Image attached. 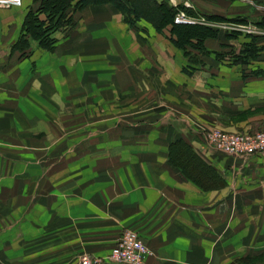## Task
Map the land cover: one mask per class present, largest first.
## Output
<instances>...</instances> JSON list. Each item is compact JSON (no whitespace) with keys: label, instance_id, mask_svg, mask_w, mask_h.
Instances as JSON below:
<instances>
[{"label":"crops","instance_id":"obj_1","mask_svg":"<svg viewBox=\"0 0 264 264\" xmlns=\"http://www.w3.org/2000/svg\"><path fill=\"white\" fill-rule=\"evenodd\" d=\"M104 7L85 8L86 22L91 21L93 29L81 35L76 50H54L58 58L50 60L48 71L53 78L59 70L66 78L65 87L84 84V81L81 82L82 78L73 81L69 74L74 72L80 77L86 71L97 78V84L104 82L110 88H118V94L125 92L133 95V98L140 94H167L166 99L162 97L161 100H155V103H167L166 108L169 109L174 107L180 97L187 96L189 101V96H193L194 115L200 121L210 118L214 120V111H219V119L225 121L234 117L233 112L227 111L241 110L254 100L257 103L264 101V79L258 83L243 85V81L240 83L237 80L241 78V74L236 73L238 68L236 70L229 63L210 64L211 71L207 72L208 62L205 58V66L200 72L194 71L192 77H186L185 74L179 76L184 59L179 58L175 50L171 52L167 45L163 50L154 49V43L143 42L135 33H124L126 28L121 24L120 17ZM25 14L23 7L0 9V36L5 46L10 44L11 38V44L15 43ZM15 20L17 27L10 35L11 25ZM87 49L93 56V60L88 62L79 56ZM41 55L35 57L34 63L23 62L24 66L27 64L29 74L31 72L32 79L36 82L29 84V89L39 86L41 78L46 79L47 71L38 65ZM209 57L212 62H216L213 54ZM56 62L57 66L52 69V64ZM7 65L6 63L5 66ZM36 65L40 72L35 70ZM194 68L200 69L197 66ZM120 71L124 74H120ZM129 71H133V75L127 76L126 72ZM20 75L28 74L23 72ZM183 78L189 80L190 86L181 85L187 84ZM89 84L93 82H88L85 90H90ZM236 85L240 89L233 91ZM45 87L50 91V102L53 98L58 100L59 93H64V89H59L55 81L51 86L45 82ZM172 89L177 97H172ZM38 93L43 94V90ZM140 99L144 104L143 98ZM40 102L47 101L42 99ZM49 106L56 108L57 103L51 102ZM149 107L150 110L154 108L151 105ZM221 115L224 116L220 117ZM179 122L182 133L174 138L165 136L160 140L161 147H133L134 141L130 140L129 146L123 147V142L117 141L108 149L95 152L97 155L90 158L92 165L89 166L85 165L86 159L82 158L84 150L74 149L72 153H67L63 166L47 169L51 173L48 197L51 202L57 201L56 205L51 203V213L56 212V217H66L74 224V230L77 231L74 243L83 252H93L97 245L103 247L109 243L115 244L120 233L132 230L139 234L150 251L144 264H233L238 259L257 257L264 253V250L261 251L256 246L264 244V222L260 223L261 219L264 221L262 166L259 165L260 170L253 172L252 177H249L251 168L248 167H243L240 172L227 167L223 168L225 172H220L221 166L214 152L201 149L199 138L189 136L191 133L187 126L193 122L188 117L181 118ZM45 126L47 125H38L35 134H44L45 138L49 135V147L53 148L61 136L57 137L51 128L47 132ZM88 132L90 133L87 130L67 134L71 138V146L95 137L88 135ZM157 137L158 135H152V138ZM181 137L192 146L193 153L208 165L207 169L211 173L215 171L222 176L225 180L222 188L211 184L208 190L201 188L187 180L181 170L169 161V145ZM40 149L43 147L40 146ZM261 162L264 163V160ZM52 169L55 172H51ZM15 174L18 179L25 178V171L17 170ZM235 174H239L238 177H232ZM12 181L11 179L10 183L0 185V201L3 208L7 209V217H11L9 205L14 215L15 199L18 195L25 197L22 195L23 188L15 187L16 183ZM6 213L4 212V217ZM102 240L104 241L100 242ZM110 248L97 255L109 252Z\"/></svg>","mask_w":264,"mask_h":264},{"label":"rangeland","instance_id":"obj_2","mask_svg":"<svg viewBox=\"0 0 264 264\" xmlns=\"http://www.w3.org/2000/svg\"><path fill=\"white\" fill-rule=\"evenodd\" d=\"M38 2L39 0H19V3L12 4L9 7L0 5V9L23 7L26 16L30 10L35 11L38 9ZM167 2L178 9L176 23H199L210 29L214 34L213 38L208 37L203 41L204 43L198 44L193 41L191 46L187 45L185 48L189 52L188 58L184 56L183 51H180L171 42L170 27L164 29L162 33H158L150 25L139 22L136 24L135 29H130L124 22L123 16L111 5L99 6H105L104 8L108 12L120 17L121 24L123 23L122 25L126 28L124 33H135L143 42L150 41V44L154 43L155 45L152 46L154 49L160 48L163 50L167 45L171 52L175 50L178 57L184 59V65L179 76L185 74L186 77H192L195 72H200L201 68L205 66L204 59L207 58V72L211 71L210 64L234 63V68L236 70L238 68L236 73L241 74V78L237 80H240V83L243 81V85L258 83L264 79L263 0H167ZM85 8L87 7L79 9L72 6L67 9L65 22L61 21L60 25H56L54 31L51 32L50 37L54 40L52 50L40 47L41 43L46 42V39L43 38L44 34L39 30V27L38 30L42 36L39 34L35 37V34L30 33L24 38L27 45L20 46L25 50V54L22 56H19L17 51H12L14 45L11 44L12 38L10 40L11 45L5 46L0 36V185L6 184L5 182L10 183L12 179V182L16 183L15 187L23 188L22 195H25V197L18 195L15 199L16 213L14 215H12L11 205H9L11 217H7V209L3 208L0 201V264H81L83 258L98 259L103 264L107 263L105 255L108 254V251L101 255L97 254L109 250L110 247L112 248L115 245L114 242L103 247L97 245L93 249L94 251L90 253L83 252L74 243V236L77 232L74 230V224L66 217H56V212L51 213L53 211L52 205H56L57 201L51 202L48 197L51 173L49 174L47 171L50 170L47 169L63 166L67 153L69 151L72 153L74 149L84 150L82 158L86 159L85 165L88 166L92 165L90 158L97 155L94 154L95 152L108 149L107 147L117 141L123 142V147L129 146L130 140L131 142L134 141L132 143L133 147L145 148L151 146L155 149L161 147L159 146L161 144L160 140L165 136H173L174 138L182 133L179 120L188 117L193 122L187 126L189 133H191L189 136L199 138L201 149L214 152L221 166L220 172H225L223 168L227 167L237 172H240L243 167H248L251 168L249 177H252L253 172L260 170L259 165L262 166V172L264 170V163L261 162V160H264V153L235 158L213 149L206 144L205 140V133L209 130L248 135L264 132V101L257 103V100H254L252 104L242 107L241 110L227 111V113L233 112L234 117H226L228 119H225V121L219 119V115H217L219 111H214V120L210 118L206 121H200L194 115L193 104L195 103L192 102L193 96H189L191 99L189 101L187 96L180 97L174 103V107L169 109L166 108L167 103L162 105L155 103V100H161L162 97L166 99L167 94H140L135 98L125 92L118 94V88H110L109 84L104 82L97 84L95 82L98 81L97 78L93 74H87L86 71L80 77L76 76L74 72L69 74L73 81L82 78L81 82L84 81V84L81 85L72 84L65 87L66 78L59 70L56 71L53 78L50 77L48 71V67L51 65L49 64L50 60L58 58L54 50H76L81 35L92 31L91 21L86 22ZM34 15L39 20L47 18V14ZM207 16H219L223 21H207L205 19ZM116 22L119 24L117 19ZM47 23H50L48 18ZM16 27L17 20L11 25L10 35ZM22 27L19 36L23 34ZM79 30L81 32H78ZM17 39L15 42H17ZM247 42L258 47L259 51L256 57L258 59H254L251 65L242 66L241 69L240 65H235L233 55H237ZM91 53L87 49L79 56L88 62L93 60ZM39 54L42 55L38 65L47 71L46 79L41 78L39 86H32L29 89V84H36V82L33 81L31 72L29 74L27 64L24 66L23 62L33 61L34 63L35 57ZM50 54L52 56L48 58L47 56H50ZM211 54L216 59V55H221V57L216 62H212L209 57ZM57 62L52 64V69L57 66ZM6 63L7 66H5ZM194 66L200 67V69L195 70ZM185 67L193 70V72H183ZM35 70L39 71L37 65ZM245 71L250 76L247 75L248 77H246L244 75ZM23 72L28 75H20ZM119 73L124 74L123 71ZM126 75H133V71L126 72ZM207 75L209 74L207 73ZM54 81L59 89H64V93L58 94V100L51 99L52 103H57L56 108L49 106L51 102L48 97H51V94L47 89L48 86L45 87V82L51 86ZM91 81L93 84H89L90 90H85L86 85ZM183 81L187 84H181L182 86H190L187 78H183ZM62 85L64 87H61ZM122 89H125V87ZM239 89L238 85L233 87V91ZM39 90H43V94L38 93ZM171 95L177 97L173 93V89ZM52 96L54 97V95ZM140 97L143 98L144 104L141 102ZM42 99L47 102L41 103L40 100ZM40 103L42 104L41 107ZM149 105L154 107L153 110H150ZM222 116L224 115L220 117ZM38 125H47L45 126L47 132H50L49 128H51L57 137L61 136L55 147H49V135L45 138L44 134L41 136L35 134ZM231 127L233 128L231 129ZM87 130L90 131L88 135L95 137L87 138L84 142L71 146L72 141L67 134L73 135ZM152 135H158L157 139L152 138ZM41 138L43 139L41 140ZM18 145L19 147H17ZM40 146L43 149H40ZM37 147L39 149H36ZM249 158L253 160L248 161ZM177 162L183 166L194 167L195 165L188 156L187 159L181 157ZM17 170L25 171L24 179L17 178L15 174ZM51 172H55V169H52ZM238 175L235 174L232 177H238ZM199 178L206 180L209 177L202 174ZM9 202H11V199ZM4 212L6 217H4ZM263 222V219H261L260 223L263 224ZM123 232L119 234L120 237ZM256 246L259 250H264V244ZM91 255L95 257H91ZM263 261L264 257L255 261V264H262Z\"/></svg>","mask_w":264,"mask_h":264},{"label":"trees","instance_id":"obj_3","mask_svg":"<svg viewBox=\"0 0 264 264\" xmlns=\"http://www.w3.org/2000/svg\"><path fill=\"white\" fill-rule=\"evenodd\" d=\"M38 4L39 7L37 10H30L25 16L22 27L23 34L19 36L17 42H15L13 45L12 51H17L19 56L25 54V50L20 47L27 45V41L24 40V38L28 34L30 35V33L35 34V37L36 35H41L40 31L43 32V38L46 39V42L41 43L40 47L47 50H52L54 40H52L50 37L51 32L54 31V27L56 25H60L61 21L65 22L67 14L66 11L72 6L81 9L83 7L109 4L123 16L124 22L129 26L130 29H135L136 24L139 22H144L150 25L158 33H162L164 29L170 27V33L172 36V38H170L171 42L176 48H178L180 51H183V54L186 58L189 56V52L187 48H185L187 45L191 46L193 41H196L198 44H200L208 37H214V34L210 31V29L199 23H176L175 19L178 9L177 7H173L168 4L167 0H39ZM34 14L37 16L40 14H47V18L49 19L50 23H47V18L45 20H39ZM205 19L207 21H223V19L219 16H207ZM38 27L40 31L38 30ZM258 51V47L248 44V42L245 43L238 54L233 55V59H235L236 62L235 65H240V68L242 69V66L253 64L254 59H256L258 56ZM216 56L217 59L221 57V55ZM229 65L233 66L234 63H230ZM190 71L193 72V70L187 67L183 69V72L186 73H190ZM244 75L246 77L250 76L246 71L244 72ZM187 156L195 164L194 167L183 166L177 162L181 157L187 159ZM169 161L181 170L182 174L185 176V178H187V180L192 181L205 190H208L207 188L210 184L212 186H217L218 188H222L225 185V181L222 176L217 174L215 171H212L211 173L207 169L208 165L204 163L197 154L193 153L191 147L181 138H177L170 143ZM202 174L208 176L209 178L206 180L200 179L199 176ZM263 257L264 253L257 257L238 259L233 264H255V261H258Z\"/></svg>","mask_w":264,"mask_h":264},{"label":"built area","instance_id":"obj_4","mask_svg":"<svg viewBox=\"0 0 264 264\" xmlns=\"http://www.w3.org/2000/svg\"><path fill=\"white\" fill-rule=\"evenodd\" d=\"M16 3H19V0H2L0 5L9 7ZM205 140L208 146L235 158L264 153V132L248 135L209 130L205 133ZM149 255L150 251L139 234L132 230H125L105 255V261L113 264H144ZM81 264L103 263L98 259L83 258Z\"/></svg>","mask_w":264,"mask_h":264}]
</instances>
